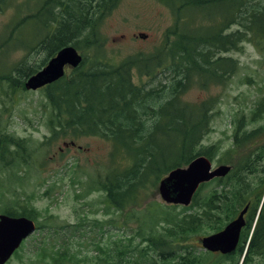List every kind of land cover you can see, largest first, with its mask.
Listing matches in <instances>:
<instances>
[{
    "label": "trees",
    "instance_id": "1",
    "mask_svg": "<svg viewBox=\"0 0 264 264\" xmlns=\"http://www.w3.org/2000/svg\"><path fill=\"white\" fill-rule=\"evenodd\" d=\"M9 1L0 0V8L8 6ZM160 1L173 9L176 20L185 12L197 11L209 21L196 26L195 18L176 21L165 32L166 40L169 36L174 40L159 53L148 56L137 52L113 62L104 53L99 28L120 0H34L33 10L22 15L21 10L19 14L16 11L14 22L5 26L9 30L6 43L15 39L25 51L22 60L4 73L6 80L9 86L25 92L24 81L59 49L71 45L82 53L79 66L41 89L50 132L41 144L58 139L76 144L80 137H97L112 143V162L125 160L92 179L79 195L101 192L105 211L111 209L123 218L124 231L129 222L135 223L132 236L127 238L129 244L115 240L112 247L94 246L97 264H219L224 260L238 264L241 257V264H251L255 256H264V198L250 233L264 175L257 184L247 179L264 157V144L256 142L261 129L244 131L240 119L229 148L218 152L216 145L203 146V135L210 129L211 103L191 105L181 100V94L194 81L203 86L223 84L236 71L237 62L220 53L237 50L251 38L264 41V0ZM185 25L192 27L186 29ZM31 52H43L44 56L33 62L27 58ZM133 72L153 82L163 77L167 81L159 87L143 81L135 83ZM261 113L263 101L252 116L261 117ZM3 131L0 129V169L23 179L18 170L27 163V143ZM198 155L209 159L217 155L216 161L231 165V170L223 178L201 184L186 207L152 201L136 214H129V210L142 205V191L149 183L155 186L170 170L186 166ZM260 171L264 173V165ZM11 193L0 214L35 220L37 212L30 197ZM249 202L248 223L234 253L208 255L190 243L194 235L221 230ZM96 223L102 227L101 222ZM116 224V219L109 220L110 226ZM58 226L48 222L45 228L48 233H56ZM131 240L137 242L132 245ZM74 259L68 251L59 253L58 260L53 256L55 264L72 263Z\"/></svg>",
    "mask_w": 264,
    "mask_h": 264
},
{
    "label": "rangeland",
    "instance_id": "2",
    "mask_svg": "<svg viewBox=\"0 0 264 264\" xmlns=\"http://www.w3.org/2000/svg\"><path fill=\"white\" fill-rule=\"evenodd\" d=\"M9 2L8 6L0 8V81H3L0 82V129L15 138L25 140L30 153L27 163H23L25 166L18 170L23 179L15 173H6L0 169V212L6 208L5 202L13 196L11 192L17 195L23 193L20 195L22 198L30 197L41 229L27 238L17 254L5 264H55L53 256L58 260L59 253L64 251L75 256L74 261L68 264H97L98 252L94 246L98 244L112 247L115 240L129 244L127 238L132 236L135 223L129 222L128 230L124 231L121 228L123 218L111 209L109 212L105 211V198L101 192L92 191L83 197L79 195L92 179L105 174L119 163L123 164L122 161L125 160L116 159L112 162V143L97 137L76 139V144L82 149L64 148L63 155L58 153L63 143L60 139L41 144L50 137L46 123L48 107L43 91L38 89L22 92L14 89L9 86L10 81L6 80L7 76L4 74L11 71L25 56V51L19 47L17 40L12 39L6 43L9 30L5 26L14 22L16 11L21 10L20 15L26 11L29 13L36 4L34 0ZM164 4L160 0H120L117 7L103 19L99 28L108 60L114 62L137 52L150 56L159 53L164 45L170 44L174 36H169V40H166V30L176 21L178 23L183 19L185 22L186 16L176 20L172 9ZM194 18L197 24L207 22L197 15ZM26 30L27 28L24 29ZM42 53L31 52L27 58L39 62L44 56ZM220 56L230 57L237 62L236 71L223 84L207 83L203 86L200 81H194L181 94V100L191 105L211 103L210 129L203 135L202 145H216L218 152L229 148L233 129L240 119L243 120L244 131L261 129L256 142L264 144V114L261 113V117L252 116L259 102L263 101L264 107V41L253 38L244 40L237 50L220 53ZM166 74L167 72L163 73L164 76ZM158 80L156 78V82H153L148 77L138 76L136 72L132 76L133 82L143 81L147 86H152L153 83L155 87H159L167 81L165 77L160 82ZM216 157L217 155L212 159L213 167L221 164L216 161ZM263 165L264 159L256 168L257 172L248 176L249 182H261L264 174L260 170ZM157 187L158 183L155 186L149 183L142 191L145 196L142 205L132 210L127 209L132 211L129 214H136L152 201L164 204ZM49 216L52 217L50 220H56V224L60 225L56 233H48L44 228ZM112 218L117 220L116 226L109 225ZM50 220L48 222H52ZM97 220L101 222V228L96 226ZM252 226L253 224L251 229ZM130 227L132 231L129 230ZM200 236H192L190 243L196 250L205 253L197 242ZM136 242L137 240L130 241L132 245ZM219 264L233 262L224 260ZM251 264H264V256H255Z\"/></svg>",
    "mask_w": 264,
    "mask_h": 264
},
{
    "label": "water",
    "instance_id": "3",
    "mask_svg": "<svg viewBox=\"0 0 264 264\" xmlns=\"http://www.w3.org/2000/svg\"><path fill=\"white\" fill-rule=\"evenodd\" d=\"M81 60L76 50L71 46L60 49L48 63L36 74L29 77L24 87L36 90L50 84L64 74V67H76ZM212 164L204 156H197L186 167L171 170L159 181L158 193L166 204L187 206L198 186L216 177L225 176L230 167L219 165L211 169ZM243 208L237 217L230 221L222 230L199 239L201 246L210 252L228 254L238 242L240 229L244 224ZM34 230L31 220L24 217H10L0 214V264H4L19 247L21 241Z\"/></svg>",
    "mask_w": 264,
    "mask_h": 264
},
{
    "label": "flooded vegetation",
    "instance_id": "4",
    "mask_svg": "<svg viewBox=\"0 0 264 264\" xmlns=\"http://www.w3.org/2000/svg\"><path fill=\"white\" fill-rule=\"evenodd\" d=\"M250 212V206L248 208L247 214ZM246 221V220H245ZM245 226H246V222H245Z\"/></svg>",
    "mask_w": 264,
    "mask_h": 264
}]
</instances>
